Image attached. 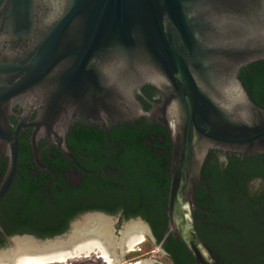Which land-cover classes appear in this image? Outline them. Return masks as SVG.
<instances>
[{
	"label": "water",
	"instance_id": "95a60500",
	"mask_svg": "<svg viewBox=\"0 0 264 264\" xmlns=\"http://www.w3.org/2000/svg\"><path fill=\"white\" fill-rule=\"evenodd\" d=\"M143 235L264 264V0H0V264Z\"/></svg>",
	"mask_w": 264,
	"mask_h": 264
},
{
	"label": "rangeland",
	"instance_id": "374dc122",
	"mask_svg": "<svg viewBox=\"0 0 264 264\" xmlns=\"http://www.w3.org/2000/svg\"><path fill=\"white\" fill-rule=\"evenodd\" d=\"M144 241L137 245L135 248H139V251H129L123 256L124 262L120 264H135L143 259L156 260L162 264H169L165 256L153 246V244L143 235ZM63 264H107L106 262L96 259L88 258Z\"/></svg>",
	"mask_w": 264,
	"mask_h": 264
},
{
	"label": "trees",
	"instance_id": "16d2710c",
	"mask_svg": "<svg viewBox=\"0 0 264 264\" xmlns=\"http://www.w3.org/2000/svg\"><path fill=\"white\" fill-rule=\"evenodd\" d=\"M165 258L167 259V261L169 262V264H172V262H171V260L169 258H167L166 256H165Z\"/></svg>",
	"mask_w": 264,
	"mask_h": 264
},
{
	"label": "bare ground",
	"instance_id": "6f19581e",
	"mask_svg": "<svg viewBox=\"0 0 264 264\" xmlns=\"http://www.w3.org/2000/svg\"><path fill=\"white\" fill-rule=\"evenodd\" d=\"M142 238H143V236H142ZM144 239V238H143ZM142 243V242H141ZM141 243H139V244H141ZM139 244H137V245H139ZM137 245H135V247L137 246Z\"/></svg>",
	"mask_w": 264,
	"mask_h": 264
},
{
	"label": "clouds",
	"instance_id": "9594fccd",
	"mask_svg": "<svg viewBox=\"0 0 264 264\" xmlns=\"http://www.w3.org/2000/svg\"><path fill=\"white\" fill-rule=\"evenodd\" d=\"M226 163V161H224Z\"/></svg>",
	"mask_w": 264,
	"mask_h": 264
},
{
	"label": "flooded vegetation",
	"instance_id": "af4514ba",
	"mask_svg": "<svg viewBox=\"0 0 264 264\" xmlns=\"http://www.w3.org/2000/svg\"><path fill=\"white\" fill-rule=\"evenodd\" d=\"M165 256V255H164Z\"/></svg>",
	"mask_w": 264,
	"mask_h": 264
}]
</instances>
